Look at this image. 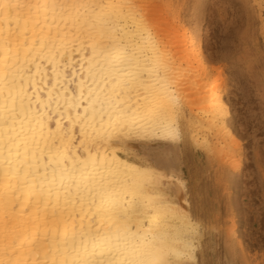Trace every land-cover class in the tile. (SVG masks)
I'll return each instance as SVG.
<instances>
[{
	"label": "snow or ice",
	"instance_id": "obj_1",
	"mask_svg": "<svg viewBox=\"0 0 264 264\" xmlns=\"http://www.w3.org/2000/svg\"><path fill=\"white\" fill-rule=\"evenodd\" d=\"M164 7L171 23L144 0H0V264H264L240 259L264 249V0L259 20L186 0L187 48L154 26ZM193 56L239 69L214 182L191 157L203 121L176 115Z\"/></svg>",
	"mask_w": 264,
	"mask_h": 264
},
{
	"label": "bare ground",
	"instance_id": "obj_2",
	"mask_svg": "<svg viewBox=\"0 0 264 264\" xmlns=\"http://www.w3.org/2000/svg\"><path fill=\"white\" fill-rule=\"evenodd\" d=\"M144 2H156L165 6L175 5L173 9L175 15L171 23L168 19V7L155 10L153 13L154 26L164 34L170 46H184L187 48L183 25L180 23V12L184 1L178 3V0H144ZM189 68L190 71L194 70L193 72L196 71L197 73H194L193 76L191 75L190 79L186 78L183 87V105L184 109H186V114L181 109L176 115L178 119L187 122L189 125L193 120L203 121L202 126L195 129L194 135L191 128L187 130L189 141L202 142L207 145L208 149L213 148L217 152L218 146H221L223 140V133L226 132L231 135V129L228 127L231 123V116L227 107L228 103L222 100L219 95L217 79L213 78L212 84L205 89L206 81L204 77L209 75V70L204 59L196 56L191 57L189 59ZM227 90V86L222 84L221 91L227 92ZM221 107L222 110H220ZM210 135H212L211 138ZM220 160L222 161L223 159L220 158ZM171 231L176 247H182L187 237L183 222H172Z\"/></svg>",
	"mask_w": 264,
	"mask_h": 264
},
{
	"label": "rangeland",
	"instance_id": "obj_3",
	"mask_svg": "<svg viewBox=\"0 0 264 264\" xmlns=\"http://www.w3.org/2000/svg\"><path fill=\"white\" fill-rule=\"evenodd\" d=\"M182 1H184L183 3V6H184V4L186 3V0H178V3H181ZM250 2L257 6L256 18L259 20L260 19L259 0H250ZM183 6L180 12L181 14L184 10ZM255 48H256V53H255V59L253 61V64H254L255 71L259 73L260 71V64H259L260 48H259L258 41L255 43ZM205 64L207 65L209 72L211 71L214 73V75L211 76V80L213 78L217 79L216 81L217 83H219L218 92H219V95L221 96V99L226 101L228 104L234 103L236 98L234 95L230 96L229 92L232 87L231 82L233 81V78L235 74L239 71V69H237L236 67L228 63L218 62L212 65H209L207 63ZM245 70L247 71L248 69H245ZM193 71H191L192 76L194 75V73L195 74L197 73L196 71L195 72ZM222 84L227 86V89H228L227 92L221 91ZM211 136L212 135H210V138ZM190 143H191L192 160L200 169H202V175L205 177L206 180H208L209 182H214L217 180L218 177L225 175L228 169V166H227L228 163L226 162L227 161L226 159L225 160L223 159L222 161L224 162H222L220 160V157H218L219 155L214 154L216 152L213 150V148H209L210 149L209 150L207 145L206 147H197V142H190ZM241 200H243V197H241ZM242 231H244V234L247 237L248 232H247L246 223ZM262 251H264V249H262L261 247V240H260L259 235L255 237H251L248 239V250L247 252H242L240 259L242 261L256 260L259 258Z\"/></svg>",
	"mask_w": 264,
	"mask_h": 264
}]
</instances>
